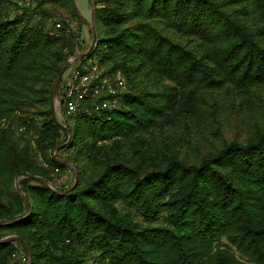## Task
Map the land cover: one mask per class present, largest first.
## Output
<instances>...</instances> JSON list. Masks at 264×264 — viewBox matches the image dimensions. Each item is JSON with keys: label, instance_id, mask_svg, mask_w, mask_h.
I'll list each match as a JSON object with an SVG mask.
<instances>
[{"label": "trees", "instance_id": "trees-1", "mask_svg": "<svg viewBox=\"0 0 264 264\" xmlns=\"http://www.w3.org/2000/svg\"><path fill=\"white\" fill-rule=\"evenodd\" d=\"M51 7L76 18L72 0H0V264H264V0H97L88 55L127 91L75 115L54 155L77 42L47 26ZM226 102L259 122L202 151L194 128ZM66 151L75 182L59 189Z\"/></svg>", "mask_w": 264, "mask_h": 264}, {"label": "rangeland", "instance_id": "rangeland-1", "mask_svg": "<svg viewBox=\"0 0 264 264\" xmlns=\"http://www.w3.org/2000/svg\"><path fill=\"white\" fill-rule=\"evenodd\" d=\"M18 2L20 5L27 6L30 10L35 6L37 0H14ZM74 5V11L76 14V18H70L67 16H64L62 10L57 11L58 14L56 15L54 7H51V11L53 12V16L49 21L47 20V26L52 27L55 23L54 28L56 27V23H59V27L55 28L56 30L62 29L63 24L60 22L64 20V22L68 25L66 28L68 29V32H72L75 34V40L77 42V47L73 51V53L68 54L69 50L67 49L64 51L65 54H67V58L65 60L64 66L65 70L63 74L61 75L59 85L56 91V95H52V110L55 116V119L57 123L62 128V136L60 138L61 145L56 148L53 151V155L56 153V151L61 148L62 146H65L70 141V131L72 126L74 125V117L73 116H67L65 115V109L64 105L61 103V94H62V88L65 86L66 78L69 76L72 67L78 65L77 60L81 57H86L89 59V61L94 62L97 64V57L96 56H90L89 51L93 48L91 46L92 39L94 38V24L92 22V9L94 3H97V0H72ZM53 8V9H52ZM18 12L13 7L12 9V15L14 13ZM56 15V16H55ZM39 16H37L38 18ZM36 18V19H37ZM91 23V24H90ZM66 29V30H67ZM67 32V31H66ZM70 58L72 60H70ZM69 59V60H68ZM74 63H72V62ZM105 69L104 71H109L107 69L106 65H100ZM118 71V70H117ZM123 75V74H122ZM125 80V91H127V80L125 76L123 75ZM58 79V78H57ZM57 81V80H56ZM54 91V90H53ZM230 103L226 102L225 108H221L220 111L215 115V117H212L211 113H208V115L204 117H200L202 121V124L197 125L194 128V138L193 141H196L197 143L201 144L202 151H209L212 149L213 145H215L217 142L214 139L215 135H220V132L223 135V138L227 141H230L232 139H237L239 141L243 140L247 133L251 132L253 130V126L256 125L259 122V115L255 114H246L241 113L239 110L236 111L233 110L231 112L230 110ZM242 109V108H241ZM81 114V112H79ZM83 114V113H82ZM78 115V114H76ZM217 119L219 124L214 125L211 120ZM248 118L246 125L248 127H242L241 121H245ZM256 123V124H255ZM213 124V125H212ZM214 128V129H211ZM218 137V136H217ZM71 154L70 151L62 152L58 154L57 157H59L61 160H65L67 169L63 171H58L53 173V183L51 182V186L57 187L59 189L72 186L75 182V176H74V170L75 168L73 165L68 161L69 155ZM72 155V154H71ZM50 186V187H51ZM17 192L20 196H23L22 192L19 190V185L16 184ZM24 198V197H23ZM8 238H14L15 240H18V237L15 235L9 236ZM13 240V241H15ZM21 259H20V258ZM18 260L16 261V264H23L25 261V258L23 256L21 257L19 255ZM17 258V257H16Z\"/></svg>", "mask_w": 264, "mask_h": 264}, {"label": "built area", "instance_id": "built-area-1", "mask_svg": "<svg viewBox=\"0 0 264 264\" xmlns=\"http://www.w3.org/2000/svg\"><path fill=\"white\" fill-rule=\"evenodd\" d=\"M59 26L58 23L55 28ZM77 62L62 88L61 103L65 115L73 116L79 112L91 115L117 109L126 85L122 73L104 71L98 62H91L86 57H81Z\"/></svg>", "mask_w": 264, "mask_h": 264}, {"label": "water", "instance_id": "water-1", "mask_svg": "<svg viewBox=\"0 0 264 264\" xmlns=\"http://www.w3.org/2000/svg\"><path fill=\"white\" fill-rule=\"evenodd\" d=\"M90 24H91V23H90ZM93 45H94V38L92 39V44H91V46H93ZM64 70H65V67H63V69H62V71H61V73H60V75H59V77H58V79H57V81H56V83H55V87H54V91H53V96L56 95V91H57V88H58V85H59V81H60L61 75L63 74ZM22 197H23V196H22ZM6 240L13 241V240H15V239H14V238H6Z\"/></svg>", "mask_w": 264, "mask_h": 264}]
</instances>
